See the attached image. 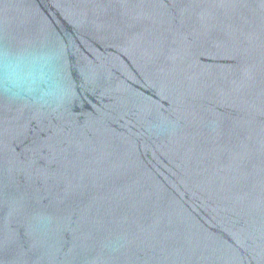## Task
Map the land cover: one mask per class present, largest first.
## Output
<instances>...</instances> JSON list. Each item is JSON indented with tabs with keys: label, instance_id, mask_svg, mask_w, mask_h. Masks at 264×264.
Returning a JSON list of instances; mask_svg holds the SVG:
<instances>
[{
	"label": "water",
	"instance_id": "water-1",
	"mask_svg": "<svg viewBox=\"0 0 264 264\" xmlns=\"http://www.w3.org/2000/svg\"><path fill=\"white\" fill-rule=\"evenodd\" d=\"M0 264H264V0H0Z\"/></svg>",
	"mask_w": 264,
	"mask_h": 264
}]
</instances>
